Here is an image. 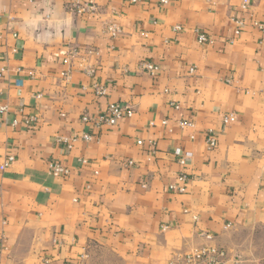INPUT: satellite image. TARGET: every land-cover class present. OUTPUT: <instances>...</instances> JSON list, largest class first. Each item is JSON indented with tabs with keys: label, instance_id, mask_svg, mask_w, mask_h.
Here are the masks:
<instances>
[{
	"label": "crops",
	"instance_id": "obj_1",
	"mask_svg": "<svg viewBox=\"0 0 264 264\" xmlns=\"http://www.w3.org/2000/svg\"><path fill=\"white\" fill-rule=\"evenodd\" d=\"M95 1L77 14L74 0H0V164L14 158L0 170V264H168L205 233L227 259L260 261L264 0ZM109 103L131 116L81 120Z\"/></svg>",
	"mask_w": 264,
	"mask_h": 264
},
{
	"label": "built area",
	"instance_id": "obj_2",
	"mask_svg": "<svg viewBox=\"0 0 264 264\" xmlns=\"http://www.w3.org/2000/svg\"><path fill=\"white\" fill-rule=\"evenodd\" d=\"M130 1L134 3L138 0H130ZM160 1L162 3H166L168 0H160ZM247 5H248V0H242L241 8L245 9ZM71 8L77 14H82V13L94 14L98 10V4L96 3L95 0H74V2L71 4ZM235 22L238 24V28L236 29L235 33H238L239 28L241 26V22L238 20H236ZM254 25L257 26L262 31L264 30V27L262 25L257 23H254ZM106 31L112 37H114L118 34L119 29L114 24H109L107 26ZM197 41L200 44L212 43V39L203 32H197ZM69 53L70 55H76L77 51L75 49H72L70 50ZM140 67L141 69L148 72L150 75H154L157 70L156 65L147 61H141ZM191 71H193V69ZM90 72H92V70ZM62 75L67 76L68 72L67 71L63 72ZM0 76H1V71H0ZM93 91L96 95H104L106 93V88L100 85H93ZM4 110H5L4 107L0 108V111H4ZM131 114H132L131 108L124 106L120 103H109L106 109L97 116L91 117L88 114H83L81 120L85 123L91 121L96 127H100L102 125L112 126L115 125L117 121L124 115L131 116ZM233 119L234 117L232 116V114H230L228 116H225L223 121L224 123H228ZM35 121H36L35 118H28L26 120V122L29 125H34ZM77 138H81L85 141H88L91 139V135L88 133L76 135L72 138V141L76 140ZM137 143L141 144L142 142L138 141ZM206 145L209 149L214 148L216 145V138L213 135V133L210 131H208L206 134ZM173 154L175 155L177 162L182 166L185 164L186 159L191 155L190 152H182L180 148H176L173 151ZM13 159L14 158L12 155L7 156L4 162L0 164V170H3L7 166V164L11 162ZM126 165L132 166L133 162L128 160L126 162ZM48 170L50 174H52L53 176H66L69 173V169L67 167L55 161H50L48 163ZM186 179L187 177L184 173H181L178 176L179 181L185 182ZM169 188L172 190H178L179 192L185 191V188L183 186L178 187L173 184H171ZM203 236L209 241L207 244L190 247L181 254H177L176 256H174L171 260H169L168 264H243V261L238 257L227 259L225 257V252L222 249L218 248L214 243H212L213 236L210 233H205L203 234ZM255 264H264V258L256 262Z\"/></svg>",
	"mask_w": 264,
	"mask_h": 264
}]
</instances>
